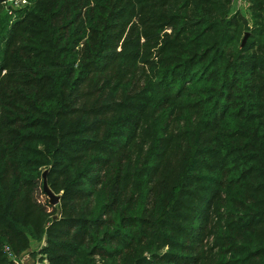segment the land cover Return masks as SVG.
<instances>
[{
  "label": "trees",
  "instance_id": "1",
  "mask_svg": "<svg viewBox=\"0 0 264 264\" xmlns=\"http://www.w3.org/2000/svg\"><path fill=\"white\" fill-rule=\"evenodd\" d=\"M244 2L0 0V264L42 237L45 264H264Z\"/></svg>",
  "mask_w": 264,
  "mask_h": 264
},
{
  "label": "rangeland",
  "instance_id": "2",
  "mask_svg": "<svg viewBox=\"0 0 264 264\" xmlns=\"http://www.w3.org/2000/svg\"><path fill=\"white\" fill-rule=\"evenodd\" d=\"M20 4L21 3L19 1H16L13 3V6L17 7L20 6ZM239 4L234 3L233 9H236L238 6H240ZM45 243V237L32 240L29 247L25 249L16 259L19 260L21 264H45L48 262L47 255L46 253H42L40 251L41 247Z\"/></svg>",
  "mask_w": 264,
  "mask_h": 264
},
{
  "label": "water",
  "instance_id": "3",
  "mask_svg": "<svg viewBox=\"0 0 264 264\" xmlns=\"http://www.w3.org/2000/svg\"><path fill=\"white\" fill-rule=\"evenodd\" d=\"M245 36H246V35H245ZM245 36L243 37L242 41L245 40ZM42 175H43V189H44V191L47 193V196H48V198H49V202L55 204V203H57L58 200H59V195L56 194V193H54V192L52 191V189L48 186V184H47V180H46V170L43 171ZM55 216H56V215H54V217H55Z\"/></svg>",
  "mask_w": 264,
  "mask_h": 264
},
{
  "label": "built area",
  "instance_id": "4",
  "mask_svg": "<svg viewBox=\"0 0 264 264\" xmlns=\"http://www.w3.org/2000/svg\"><path fill=\"white\" fill-rule=\"evenodd\" d=\"M12 1H14V2H20V3H24L26 0H10V2H12ZM14 2H12V3H14ZM234 3H236V4H239L240 6H245V2H244V0H232V4H233V6H234ZM239 7V6H238ZM237 7V8H238ZM14 260H15V262L17 263V264H21V262L19 261V260H17L16 258H14Z\"/></svg>",
  "mask_w": 264,
  "mask_h": 264
}]
</instances>
